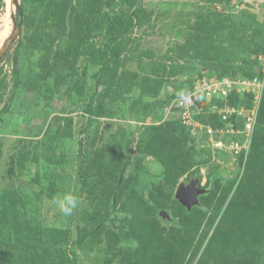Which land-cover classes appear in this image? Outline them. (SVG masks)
Returning <instances> with one entry per match:
<instances>
[{
  "label": "rangeland",
  "instance_id": "rangeland-1",
  "mask_svg": "<svg viewBox=\"0 0 264 264\" xmlns=\"http://www.w3.org/2000/svg\"><path fill=\"white\" fill-rule=\"evenodd\" d=\"M19 4L0 0V264H264V84L180 106L263 77L264 0Z\"/></svg>",
  "mask_w": 264,
  "mask_h": 264
},
{
  "label": "built area",
  "instance_id": "built-area-1",
  "mask_svg": "<svg viewBox=\"0 0 264 264\" xmlns=\"http://www.w3.org/2000/svg\"><path fill=\"white\" fill-rule=\"evenodd\" d=\"M261 73L263 74V77L261 79L256 78L249 82L242 79L240 81L236 80L232 82L228 80L212 82L210 88L208 89L203 88L200 89L199 91L196 92L194 91L193 93L185 96L184 99L181 100V104H180V106L186 109L185 112L183 113L184 122H188L192 118L191 108L196 107L199 111L202 110L199 103L202 102L203 100L211 102V100L215 98L220 99V98L228 97L231 94V91L229 90L230 86L241 84V85H250L251 87L254 88L256 86L258 89H260L262 87L261 83L264 84V68L261 70V72H259V74ZM192 98H194L195 101H193Z\"/></svg>",
  "mask_w": 264,
  "mask_h": 264
},
{
  "label": "trees",
  "instance_id": "trees-1",
  "mask_svg": "<svg viewBox=\"0 0 264 264\" xmlns=\"http://www.w3.org/2000/svg\"><path fill=\"white\" fill-rule=\"evenodd\" d=\"M4 1V0H2ZM22 10V7L20 9V11H18V15L21 16L20 12ZM123 15V14H122ZM119 19L115 20V22L111 25V35H113V39L111 40V42L108 44L107 46V51H109L111 54V56L109 58L111 59H117L122 50H123V44H124V40L125 37L131 27V21L132 20H128V16L127 15H123V16H119ZM119 34V35H118ZM125 36V37H124ZM121 39V40H119ZM17 59L15 58V75H18V67H17ZM47 264H65L63 261H58V260H53Z\"/></svg>",
  "mask_w": 264,
  "mask_h": 264
},
{
  "label": "water",
  "instance_id": "water-1",
  "mask_svg": "<svg viewBox=\"0 0 264 264\" xmlns=\"http://www.w3.org/2000/svg\"><path fill=\"white\" fill-rule=\"evenodd\" d=\"M13 3L15 4L17 10L20 11L21 6L19 4V0H13ZM20 32H21V24H18L17 33L15 37L9 42V45L19 37ZM6 49L7 48H4L3 50L0 51V58L3 56ZM192 100L195 101L194 98H192ZM202 193H204V190H202L197 186V181H193L191 184L187 186L181 184L180 187L178 188L176 198L188 209H191L193 206H195L198 203V197Z\"/></svg>",
  "mask_w": 264,
  "mask_h": 264
},
{
  "label": "clouds",
  "instance_id": "clouds-1",
  "mask_svg": "<svg viewBox=\"0 0 264 264\" xmlns=\"http://www.w3.org/2000/svg\"><path fill=\"white\" fill-rule=\"evenodd\" d=\"M58 203L62 212H64L65 214H70L72 210L77 206L78 201L76 200V198L68 196Z\"/></svg>",
  "mask_w": 264,
  "mask_h": 264
},
{
  "label": "bare ground",
  "instance_id": "bare-ground-1",
  "mask_svg": "<svg viewBox=\"0 0 264 264\" xmlns=\"http://www.w3.org/2000/svg\"><path fill=\"white\" fill-rule=\"evenodd\" d=\"M5 1L7 3L6 11H7L8 14H10L12 12V10H13V2H12V0H5ZM4 20L5 19H3V21Z\"/></svg>",
  "mask_w": 264,
  "mask_h": 264
}]
</instances>
